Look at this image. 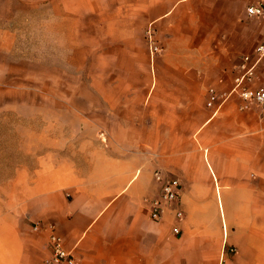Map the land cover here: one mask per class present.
<instances>
[{
  "label": "crops",
  "instance_id": "1",
  "mask_svg": "<svg viewBox=\"0 0 264 264\" xmlns=\"http://www.w3.org/2000/svg\"><path fill=\"white\" fill-rule=\"evenodd\" d=\"M253 1L84 0V13L118 33L100 34L105 55H135L134 24L152 30L146 94L131 96L140 106L126 116L111 105L118 96L99 95L106 116L81 130L89 142L77 158L60 144L0 186V264H46L51 231L73 256L61 264H264V119L231 92L252 65L246 85L264 86V17L247 15ZM42 4L0 0V22ZM15 34L0 23L2 63ZM157 175L177 179L180 196L154 220Z\"/></svg>",
  "mask_w": 264,
  "mask_h": 264
},
{
  "label": "rangeland",
  "instance_id": "2",
  "mask_svg": "<svg viewBox=\"0 0 264 264\" xmlns=\"http://www.w3.org/2000/svg\"><path fill=\"white\" fill-rule=\"evenodd\" d=\"M43 2L0 22L16 33L8 58L2 63L0 57V186L17 168L32 171L60 144H70L62 153L77 158L89 142L81 130L98 127L106 116L99 95L120 98L111 104L118 116L140 106L131 96L144 98L146 68L158 51H150L147 26L134 24L136 54L107 49L105 55L100 34L118 33L113 25L107 31L97 14L84 13V0L73 1L74 13L67 12L66 0Z\"/></svg>",
  "mask_w": 264,
  "mask_h": 264
},
{
  "label": "built area",
  "instance_id": "3",
  "mask_svg": "<svg viewBox=\"0 0 264 264\" xmlns=\"http://www.w3.org/2000/svg\"><path fill=\"white\" fill-rule=\"evenodd\" d=\"M246 12L248 16L264 17V0H255L246 7ZM149 47L151 53L158 50V45L153 38V32L151 29L147 30ZM259 56L264 54V44H260L256 48ZM249 56H243V61L247 62ZM244 66V65H242ZM253 77V65L246 67L245 72L240 76L235 78L234 86L231 92L237 94L244 104H255L259 107V116L264 119V86H257L250 88L246 85V82L250 81ZM161 181L159 196L150 201L149 215L150 218L158 220L161 218L164 208L167 204L176 203L180 196V183L175 178H162L157 175ZM177 216L181 214V211L176 212ZM39 225L34 224V229H38ZM177 231V229H176ZM49 256L46 259V264H61V263H71L73 261V256L70 251L63 247L62 238L51 231L49 234ZM234 251L233 248L230 249Z\"/></svg>",
  "mask_w": 264,
  "mask_h": 264
}]
</instances>
